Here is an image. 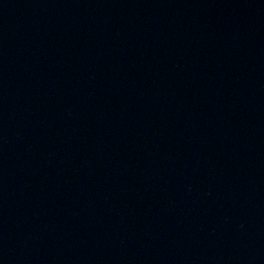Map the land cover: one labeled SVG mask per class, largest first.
Masks as SVG:
<instances>
[{
    "label": "water",
    "instance_id": "obj_1",
    "mask_svg": "<svg viewBox=\"0 0 264 264\" xmlns=\"http://www.w3.org/2000/svg\"><path fill=\"white\" fill-rule=\"evenodd\" d=\"M0 264H264V0H0Z\"/></svg>",
    "mask_w": 264,
    "mask_h": 264
}]
</instances>
